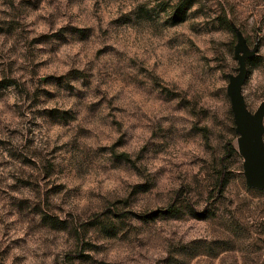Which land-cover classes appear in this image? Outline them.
Returning <instances> with one entry per match:
<instances>
[{
  "label": "rangeland",
  "instance_id": "rangeland-1",
  "mask_svg": "<svg viewBox=\"0 0 264 264\" xmlns=\"http://www.w3.org/2000/svg\"><path fill=\"white\" fill-rule=\"evenodd\" d=\"M6 2L13 7V13L5 14L7 19L0 20V36L6 41L15 39L16 43L8 53H0V100L10 90L19 93L26 107L16 112L31 119L26 125H18L27 135L0 128V136L7 137L0 139V156L6 152L11 158L0 167L14 168L6 177L0 176V205L8 210L0 222L14 216V222L6 225V230L13 227L25 230L23 237L0 252V259L6 258L13 247L29 240L41 247L70 240L71 250L64 254L63 264H101L95 255L112 246L141 258L147 256L146 264H264V189L246 184L243 157L237 149L238 133L226 91L228 74L237 73L234 45L239 30L249 49L256 46L246 60L247 74L241 86L245 103L254 111L264 99V0H146L144 3L135 0L132 12L113 22L112 31L104 37L111 43L95 53L98 63L100 57H109V62L119 57L122 63H128L116 50L123 48L126 41L136 40L137 31L148 38L153 28L168 35L174 30L189 29L187 34L176 31L159 52L167 60L176 55L174 49L184 50L183 64L198 67L200 75L191 92L177 94L161 88L160 81L151 73L142 72L157 86L163 109L184 115L174 116L167 131L162 126L164 119L157 122L152 137L158 144L152 146L155 155L145 158V152L141 151L136 161L131 162L133 168L137 164L155 167L153 174L141 172L143 183L133 186L127 198L105 200L81 212L74 208L65 211V204L81 196L79 187L69 189L68 185L77 181L95 183L98 174L108 175L128 165L129 153L135 152L131 134L121 132L111 149L93 151L78 143L91 136L79 125L88 123L110 101L93 104L88 109L92 116L79 121L76 110L40 107L57 98L66 100L68 94L83 101L84 94L77 93L69 82L83 81L84 87L90 88L91 65L84 71L74 69L64 76L37 78L50 61H35L43 55L54 57L63 47L77 42L90 52L96 42L92 39L93 29L63 27L55 34L45 33L28 40L21 19L26 11L39 10L41 0H19L20 8H16L13 0ZM61 3L62 0H55L57 6ZM150 4L155 6L149 7ZM25 48L26 52L21 51ZM12 56L23 63L11 60ZM14 71L18 79L12 78ZM253 74L257 76L256 86L252 84ZM48 88H54L55 92ZM189 95L191 100L187 99ZM197 101H204L208 107L197 111ZM57 124L72 125L76 138L49 150L38 130L46 133ZM177 125L183 129L190 127V134L182 135ZM116 127L119 129L121 125ZM38 140L41 144L35 146ZM186 140L206 145L211 153L210 164L198 158L203 164L202 178L196 172L199 166L196 161L176 175L177 166L166 159L169 155L178 159ZM107 151L111 152V159L106 157ZM7 179L14 183L7 184ZM177 182H181L179 189L173 187ZM54 198H60L61 205L55 204ZM170 206L172 212H165ZM133 207L140 210L132 211ZM153 211L156 212L151 215ZM195 212L203 213V217ZM100 239L107 242L106 247L92 243Z\"/></svg>",
  "mask_w": 264,
  "mask_h": 264
},
{
  "label": "clouds",
  "instance_id": "clouds-1",
  "mask_svg": "<svg viewBox=\"0 0 264 264\" xmlns=\"http://www.w3.org/2000/svg\"><path fill=\"white\" fill-rule=\"evenodd\" d=\"M16 8H20L19 0H13ZM144 3L146 0H138ZM117 5V7H113ZM155 5L150 4L149 7ZM136 7L135 0H62L61 5L57 6L55 0H41L39 10L24 12L21 23L23 31L27 33L26 39L31 40L34 37L45 33L55 34L63 27L74 28H91L93 29V37L96 42L90 52H86L82 43H73L71 46L63 47L56 56L43 55L37 58L35 63L41 61H50L48 67L43 68L37 74V78L47 75L64 76L72 70L84 71L91 65L89 75L91 77L88 82L90 88L84 87V82H77L75 79L70 81V86L77 93H83L84 99L81 101L77 96L68 94V98H57L42 104L40 107L55 108L60 107L62 110H76L78 112V121L92 116L88 109L96 103L105 100L106 103L97 114L88 123H82L79 126L88 131L91 136L87 140L78 141L82 146H87L93 151L101 148L111 149L115 141L120 139L121 132L131 134V143L135 152H130L131 161L128 165L121 169H114L108 175L98 174L95 183L77 181L69 184V189L79 187L81 196L73 198L70 203L64 205L65 211L81 212L92 206H99L105 200L124 199L132 187L143 183L141 172L144 175L153 174L155 167L137 164L136 168L131 167V162L136 161L141 151L145 152V158L149 155H155L152 146H158L157 142L152 139L154 125L161 119H164L163 128L167 131L172 125L170 123L174 116H183V112L165 111L162 102L159 101V93L157 86L152 79L146 77L142 72H149L153 77L160 81V87L174 90L179 93L191 92L194 81L199 77L198 67L184 65L181 55L184 50L174 49L176 55L169 56L164 60L160 56L159 49L169 43L175 36V32L187 34L189 29L174 30L172 35L158 32L155 28L152 30L151 37L145 38L142 32L137 31V39L131 42L126 41L123 48L116 51L123 54L124 61L122 63L117 57L109 62V57H100V63L97 62L95 53L99 52L111 41L105 39L113 29V22L120 20L122 15H128ZM13 7L6 2L0 0V20L7 19L5 14H12ZM125 24L130 21H125ZM68 39L69 37H65ZM16 40H7L0 36V53H8L15 45ZM21 51L26 52V48ZM151 53V55H148ZM11 60H16L18 64L23 63L17 56H12ZM131 62H135V66L129 67ZM12 78L18 79L17 73H12ZM258 83L256 74H253L252 84L256 86ZM48 91L55 92L54 88H48ZM191 100L192 96H187ZM207 100V97H204ZM179 103V101H174ZM25 101L20 94L14 90H10L9 94L0 100V128L9 130H19L27 135L26 130L19 129V124H27L31 119L29 116L20 117L16 109L24 110ZM208 105L204 101H197L196 110L206 108ZM113 109L116 111L113 112ZM10 113L15 115L10 117ZM223 119V117H220ZM191 123V122H190ZM121 125L117 128L116 125ZM182 135L190 134V127L183 129L182 126H176ZM208 127H211L209 124ZM42 141L46 142L45 147L49 150L53 147L63 146L73 141L75 132L73 126L67 127L62 125H54L46 133H39ZM0 139L7 137L0 136ZM14 143V142H13ZM186 147L182 155L178 159H174L169 155L167 160H171L177 166L176 175H180L184 168L196 161L199 165L196 172L200 177L204 176L200 172L203 164L199 163L198 158H203L211 163V153L207 151L206 145L196 144L191 141H185ZM41 140L37 141L35 146H39ZM212 147H215L213 144ZM118 152L124 149H118ZM111 152H106V157L111 159ZM11 158L5 152L0 156V164ZM156 167H159L157 165ZM137 168L140 171H137ZM14 168L0 167V176L6 177ZM7 184H13L14 180L7 179ZM181 182L173 185L179 189ZM54 203L61 205L60 198H54ZM132 211H139V207H133ZM8 210L0 205V217H4ZM61 219L65 217L61 216ZM15 220L14 216L7 217L0 222V252L6 250L14 240L20 239L25 235V230H17L11 228L6 230V225L12 224ZM7 231V234H6ZM72 241H61L53 243L50 247H41L32 241H27L24 245L13 247L6 258L0 259V264H63V256L71 250ZM92 243L106 247L107 242L103 239L93 240ZM154 256V254H150ZM166 255V254H165ZM101 264H146L148 257L141 258L140 255L132 252H121L115 246L110 250L96 254L94 257ZM158 258V257H154Z\"/></svg>",
  "mask_w": 264,
  "mask_h": 264
},
{
  "label": "water",
  "instance_id": "water-1",
  "mask_svg": "<svg viewBox=\"0 0 264 264\" xmlns=\"http://www.w3.org/2000/svg\"><path fill=\"white\" fill-rule=\"evenodd\" d=\"M234 56L237 59V73H229L227 94L230 98L235 130L238 133L237 149L243 157V174L250 187L264 189V99L251 111L244 100L241 86L247 74L246 60L255 52L249 49L242 33L237 30Z\"/></svg>",
  "mask_w": 264,
  "mask_h": 264
},
{
  "label": "trees",
  "instance_id": "trees-1",
  "mask_svg": "<svg viewBox=\"0 0 264 264\" xmlns=\"http://www.w3.org/2000/svg\"><path fill=\"white\" fill-rule=\"evenodd\" d=\"M185 12V7H183V9H182V14ZM180 20V19H179ZM156 211H153L152 213H150L151 215H153L154 213H155ZM165 212H172V207L170 206V207H168V209L167 210H165ZM196 214H198V216H200V217H203V213H197V212H195ZM205 216V215H204Z\"/></svg>",
  "mask_w": 264,
  "mask_h": 264
}]
</instances>
